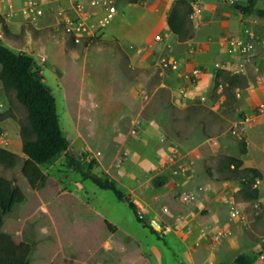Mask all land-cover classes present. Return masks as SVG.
<instances>
[{
    "label": "rangeland",
    "instance_id": "374dc122",
    "mask_svg": "<svg viewBox=\"0 0 264 264\" xmlns=\"http://www.w3.org/2000/svg\"><path fill=\"white\" fill-rule=\"evenodd\" d=\"M27 1L0 0V43L34 57L70 144L46 163L27 156L21 136L27 109L0 79V146L16 153L13 165L0 163V264H135L130 256L138 245L157 264H177L173 250L181 257L185 245L162 227L152 232L149 211L162 209L172 223L174 204L184 209L191 202L180 206L181 194L196 199L194 190L175 186L176 176L188 171L189 151H219L205 166L233 187L231 225L214 239L240 229L251 244L248 254L263 261L264 44L258 38L244 59L227 42L244 37L243 23L264 37L258 13L264 0H256L251 13L235 5L249 0H121L105 35L79 42L62 23L79 1V13L88 15L86 0H34L43 4L41 14L24 10ZM174 5L190 37L169 28ZM230 157L242 159L238 170L228 166ZM74 159L85 168L94 160L92 172L115 180L146 223L112 189L84 177ZM159 176L166 177L168 195L154 184ZM237 253L227 252L226 259Z\"/></svg>",
    "mask_w": 264,
    "mask_h": 264
},
{
    "label": "trees",
    "instance_id": "16d2710c",
    "mask_svg": "<svg viewBox=\"0 0 264 264\" xmlns=\"http://www.w3.org/2000/svg\"><path fill=\"white\" fill-rule=\"evenodd\" d=\"M130 1L137 2L139 0ZM255 3L256 0H249L246 5L240 3L235 5L243 12L251 13ZM258 13L264 17V8H260ZM167 22L169 28L180 37H190V29L177 5L170 9ZM5 28L8 30L7 26ZM0 64V79L4 88L14 90L17 98L28 112L27 121L21 126L23 152L36 163L42 164L67 151L70 143L61 124L56 96L51 86L46 82L41 69L36 65L34 57L25 51H15L0 43ZM3 118L4 114L0 113V121ZM2 132L3 128L0 125V135ZM15 159L16 153L14 151L0 146V163L11 166L15 163ZM74 160L84 177L91 178L101 188L112 189L119 199L128 202L137 219L141 223H146L147 215L141 211L135 200L119 187L115 180L92 172L94 160L89 161L87 168L80 161ZM232 164L234 171H236L242 164V159L230 157L228 166L231 167ZM244 170L253 172L255 177L262 175L256 167H245ZM165 181L166 177L159 176L154 179V184L155 186H162ZM252 196H258L257 188ZM149 226L152 232L158 233L152 223ZM257 258L258 255L256 254H241L237 257L236 262L251 264Z\"/></svg>",
    "mask_w": 264,
    "mask_h": 264
},
{
    "label": "crops",
    "instance_id": "0c3cea01",
    "mask_svg": "<svg viewBox=\"0 0 264 264\" xmlns=\"http://www.w3.org/2000/svg\"><path fill=\"white\" fill-rule=\"evenodd\" d=\"M218 152L189 151L187 153L184 161H186L188 171L181 177L176 176L175 186L176 189L194 190L197 193L196 199L189 202L184 209L178 208L174 204L177 212L172 218V223L164 218L162 209L149 211L154 215L155 218L153 217V219H156L162 227L165 236L175 235L185 245L181 257H178L173 250L177 257L176 260L180 264H239L235 259L241 254L249 253L247 250L251 244L239 233L240 229H237V232L232 235L219 236L223 238L221 242L214 239L215 236H218L219 228H227L228 224L231 225L227 201L233 198V187L229 183L210 176V172L205 166V162ZM199 167L201 168L200 173H198ZM171 168L177 170V167ZM178 170L182 172L180 169ZM139 186V192L143 193L142 185L139 184ZM159 192L168 195L167 185H162ZM191 238L198 239V245L189 244ZM229 251L238 252L232 261L226 259ZM130 259L135 264H157V259H154L147 249L140 247V245L133 251ZM251 264H264V260L257 259Z\"/></svg>",
    "mask_w": 264,
    "mask_h": 264
},
{
    "label": "built area",
    "instance_id": "2783aa9c",
    "mask_svg": "<svg viewBox=\"0 0 264 264\" xmlns=\"http://www.w3.org/2000/svg\"><path fill=\"white\" fill-rule=\"evenodd\" d=\"M121 0H86L87 6L89 7V13L83 16L79 13V10L83 8L82 3L79 1L74 7L76 13L66 17L63 21L65 31L77 42L93 37H100L105 35V28L114 18L119 11V2ZM43 4L38 1L28 0L24 6V10L29 13L41 14L44 11ZM243 35L244 37H233L227 42V46L230 52L240 54L244 59H249L255 50V41L261 38L264 44V37L254 31L253 27L249 26L248 23H243ZM158 37H160L158 35ZM201 189L203 187H200ZM195 195L188 192L181 194L180 206H183L186 202L192 201ZM167 211L168 208L166 207ZM233 216L237 215V211H232Z\"/></svg>",
    "mask_w": 264,
    "mask_h": 264
},
{
    "label": "water",
    "instance_id": "95a60500",
    "mask_svg": "<svg viewBox=\"0 0 264 264\" xmlns=\"http://www.w3.org/2000/svg\"><path fill=\"white\" fill-rule=\"evenodd\" d=\"M152 225L156 228L159 229L160 228V224L158 223V221L156 219H152ZM177 264H180L179 261H177Z\"/></svg>",
    "mask_w": 264,
    "mask_h": 264
}]
</instances>
